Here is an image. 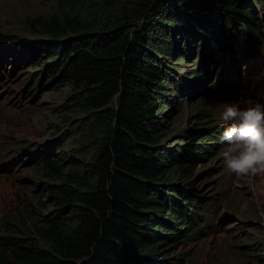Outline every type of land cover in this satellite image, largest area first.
Segmentation results:
<instances>
[{"label": "trees", "instance_id": "trees-1", "mask_svg": "<svg viewBox=\"0 0 264 264\" xmlns=\"http://www.w3.org/2000/svg\"><path fill=\"white\" fill-rule=\"evenodd\" d=\"M253 11L242 0H53L47 13L29 16V30L50 38L33 51L50 55L44 64L52 76L58 68L54 82L80 89L78 138L91 151L81 155L76 148L81 160L67 165L49 146L7 152L0 170L9 171V163L31 167L51 183L42 193L34 187L33 198L0 222V264H175L162 256L165 245L191 239L179 226L202 235L211 203L175 184L177 177L192 179L207 154L201 146H185L189 155L185 149L180 156L161 147L163 117L174 111L171 93L179 87L172 59L179 67L187 61L182 49L202 38L216 64H224L218 78L236 73L232 48L242 42L231 26L243 41H261ZM213 136L201 131L198 139Z\"/></svg>", "mask_w": 264, "mask_h": 264}, {"label": "rangeland", "instance_id": "rangeland-1", "mask_svg": "<svg viewBox=\"0 0 264 264\" xmlns=\"http://www.w3.org/2000/svg\"><path fill=\"white\" fill-rule=\"evenodd\" d=\"M242 1L257 12L256 19L263 26V33L259 36L261 41H255L258 42L256 44L243 41L231 26L232 34L240 38L238 42H242L241 46L233 43V52L245 62L240 64V70L235 67L234 74L237 76L241 71L245 77V69L249 68L251 75L246 84L235 81L231 71L225 73L224 80L221 81L223 74L218 78L224 64L216 65L218 59L215 61L209 54V44L201 38V29H198V39L201 38L203 43L192 49L190 46L182 49L187 61L175 67L178 58L172 59L174 82L179 87L171 93L174 111L170 117H163V131L167 138L162 141L161 147L169 156H176L185 151V146H201L207 154L201 155L199 164L192 170V179L187 182L177 177L175 184L190 187L191 193L202 195L211 203L205 214L210 225L208 229L202 228V235H195L188 232L192 231L187 230L188 227L179 226L183 234L191 236V239L165 245L162 256L173 258L175 264H264V173H249L237 178L226 170L220 155L226 145L219 138L227 126L219 117L220 106L239 103L244 107L242 97L251 95L264 99V70L255 69L264 65V53L261 51L264 47V6L258 5L255 0ZM52 6L53 0H0V165L7 159L9 150L13 152L20 146H26L31 152H37L38 145L53 147L58 152L55 158L64 165L69 164L72 158L81 160L76 148H80L81 155L91 151V146L78 138L84 117L78 103L82 98L80 89L73 83L54 82L58 78V68L53 70L52 76L47 68L49 63L44 64L51 60L50 55H45L44 50L39 53L33 51L50 38L33 33L26 25L29 16L47 13ZM198 26L201 28V25ZM177 38L179 40L181 36ZM194 41L191 40V45L197 44ZM22 44L24 48L19 52L13 49L16 46L21 48ZM238 50L242 55L236 52ZM191 51L193 54L188 58ZM244 55L248 59H244ZM38 59L40 62L36 63ZM236 62L234 65L238 66ZM31 64L36 65L31 67ZM192 72L201 75L200 79L196 81L191 77ZM179 89L182 95L177 93ZM187 98L189 101H186ZM169 111L167 109L165 113ZM201 117L207 120H201ZM201 131H210L214 136L209 140L198 139ZM185 152L189 155L190 151L186 149ZM8 166L9 171L0 170V222L15 208H22L19 201L33 198L34 187L39 188L37 193H42L45 184L51 183L34 168L10 163ZM33 181L35 183L31 184ZM171 247L173 249H169Z\"/></svg>", "mask_w": 264, "mask_h": 264}, {"label": "clouds", "instance_id": "clouds-1", "mask_svg": "<svg viewBox=\"0 0 264 264\" xmlns=\"http://www.w3.org/2000/svg\"><path fill=\"white\" fill-rule=\"evenodd\" d=\"M264 53V47L261 49ZM239 103H224L219 117L227 126L221 134L226 147L221 151L226 170L237 178L264 173V103L251 96Z\"/></svg>", "mask_w": 264, "mask_h": 264}, {"label": "bare ground", "instance_id": "bare-ground-1", "mask_svg": "<svg viewBox=\"0 0 264 264\" xmlns=\"http://www.w3.org/2000/svg\"><path fill=\"white\" fill-rule=\"evenodd\" d=\"M238 46H241V44L239 43V45ZM2 47H5V46H2ZM191 49V48H190ZM243 51V50H242ZM236 52H239V54H241L242 52L241 51H236ZM242 55V54H241ZM236 56V55H235ZM243 58L244 59H248V56H246V55H244L243 56ZM20 59H21V57H20ZM221 60L219 59V63L218 64H216V65H220L221 64ZM238 63H239V65L237 66L238 67V69L240 70V67H241V63H244L245 64V62L244 61H242V58L240 59L239 57H238ZM262 66H264V65H262ZM261 65L260 66H257L255 69H257V68H261V69H263L264 70V68L262 67ZM254 69V70H255ZM229 71V73H230V71L231 70H228ZM227 70H226V73L228 72ZM0 75H1V73H0ZM6 75H9V74H6ZM234 76H235V74H233ZM237 76H235V81H238V82H240V84H241V82L242 81H244L245 82V84H246V82L248 81V79H249V77H250V75L251 74H249V68L248 69H245V77L242 75V73H241V71H240V73L238 72L237 74H236ZM226 76V75H225ZM196 81H197V79L199 80L200 79V77H196V78H194ZM233 83V82H232ZM235 84V83H234ZM264 84V83H263ZM8 86V85H7ZM262 87H264V86H262ZM192 89V88H191ZM198 89V88H197ZM193 92V91H192ZM196 93V92H195ZM250 95H251V93H249ZM252 97H253V99H256V100H259L261 103H264V99H263V97H257V96H259V95H257V96H255V95H251ZM245 107V106H244ZM223 126V125H222ZM219 132V131H218ZM221 137V136H220ZM220 139V138H219ZM249 188H248V186L246 187V190H248ZM262 189L264 190V186L262 187ZM250 191V190H249ZM211 195V194H210ZM229 237V236H228Z\"/></svg>", "mask_w": 264, "mask_h": 264}, {"label": "flooded vegetation", "instance_id": "flooded-vegetation-1", "mask_svg": "<svg viewBox=\"0 0 264 264\" xmlns=\"http://www.w3.org/2000/svg\"><path fill=\"white\" fill-rule=\"evenodd\" d=\"M60 68V67H59Z\"/></svg>", "mask_w": 264, "mask_h": 264}]
</instances>
